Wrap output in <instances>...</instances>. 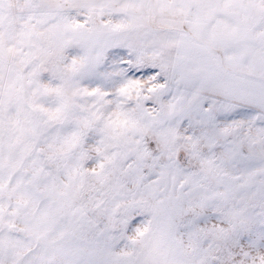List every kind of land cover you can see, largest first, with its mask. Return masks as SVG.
<instances>
[{"label": "snow or ice", "instance_id": "obj_1", "mask_svg": "<svg viewBox=\"0 0 264 264\" xmlns=\"http://www.w3.org/2000/svg\"><path fill=\"white\" fill-rule=\"evenodd\" d=\"M0 264H264V0H0Z\"/></svg>", "mask_w": 264, "mask_h": 264}]
</instances>
